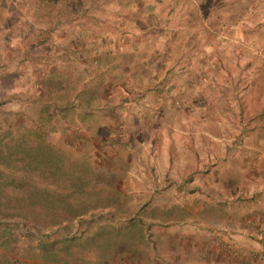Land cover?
Returning <instances> with one entry per match:
<instances>
[{
    "label": "rangeland",
    "instance_id": "obj_1",
    "mask_svg": "<svg viewBox=\"0 0 264 264\" xmlns=\"http://www.w3.org/2000/svg\"><path fill=\"white\" fill-rule=\"evenodd\" d=\"M153 45L200 89L212 63L222 75L207 84L213 100L225 98L213 106L217 137L188 138L191 149L245 150L253 142L241 137H264V0H0V264H166L174 249L192 245L195 230L219 227L221 201L235 191L206 171L217 156L177 158L188 148L173 134L187 135V121L149 149L96 137L94 99L84 118L81 91L96 86L98 57L128 62ZM222 85L243 91L220 95ZM173 103L193 110L180 97ZM222 107L230 113L224 127ZM253 115L260 126L252 127ZM222 129L231 141L221 140ZM167 150L170 166H160ZM26 152L52 163L29 165Z\"/></svg>",
    "mask_w": 264,
    "mask_h": 264
},
{
    "label": "crops",
    "instance_id": "obj_2",
    "mask_svg": "<svg viewBox=\"0 0 264 264\" xmlns=\"http://www.w3.org/2000/svg\"><path fill=\"white\" fill-rule=\"evenodd\" d=\"M151 42L155 43L154 40ZM158 46H148V49L144 50L142 54L137 51V57H130L128 62L120 57V54L114 57H112L113 54L100 55L96 60V86L87 87L81 91V95L87 96L82 101L85 102L83 106L84 118L92 110L89 100L94 99L96 100V137H101L104 140L123 137L121 140L130 141V145L137 148L141 147V145H137L139 141L146 142L150 146L149 149L160 147L159 143L158 146H155L156 137H159V140L161 138L167 140L166 138L173 134V131L170 133L172 128L179 131L178 127L187 121L190 128L187 135L173 134L174 137H179L175 141V145L179 146V149L188 148L187 153L179 152L177 158H181V154L185 156L188 154L190 158L195 160L202 158L204 161L206 156L208 159L217 156L219 158V163L216 162L218 165L214 164V166L209 163L211 165L206 171L215 174L220 172L223 175L222 185L233 189L235 194L230 198L225 197L221 201L222 217L219 229L203 228L202 226L201 229L195 230V235L192 237L196 240H193L192 245L181 251L174 249L172 262L169 261L166 264H264V150L262 148L264 137H241L240 142H253L250 149L245 150L243 148L227 149L226 144L224 147H220L219 151L214 152L191 149L188 138L193 137L191 140L196 145L199 143V138L211 140L217 137L211 133L213 106L216 103L221 104L225 98L213 100L211 91L207 87L213 76L218 78L219 73L214 70L216 63H212L209 67L208 81L206 80L207 73L201 74L199 81L205 88L200 89L194 76L191 74L181 76L175 63L157 56ZM204 49L208 50V56L210 60H213L211 57L216 54H211L212 48L205 46ZM175 50L180 53L182 48L178 47ZM145 52H148L146 60L142 59ZM224 55H226L225 52ZM187 59L189 60V58ZM181 78H184L185 81L183 82ZM210 87L214 88L216 85L213 84ZM94 88L96 91H93ZM224 89L226 90L224 91ZM242 91L243 88L239 86L233 89L224 87V85L220 87V95L224 96H229L232 93L238 94ZM201 95H204L205 98L203 104L199 103ZM177 97L182 98L183 101L187 100L193 110L181 112L180 109L175 108L173 101ZM83 109L81 107V111ZM197 109H204L199 113L201 119L198 117ZM234 109L236 110V108ZM221 112L218 124L222 127L228 126L229 117L226 115L230 113L223 107ZM260 124V116L253 115L251 117L252 127L260 126ZM235 125V127H242V123L239 121H235ZM194 127L197 129L196 132L191 130ZM200 128H203L204 134L200 133ZM105 130H107L106 133ZM221 131H224L220 136L221 140L229 136L228 130L222 129ZM239 131L241 132L240 129ZM228 138L230 141L232 140V138ZM203 143L206 144L204 141ZM205 146L210 147L209 145ZM161 158L160 166L169 167L171 158L169 150L162 153ZM194 164L196 166L197 162ZM200 167L203 168L204 165L200 164ZM243 174H249L252 176L251 180L255 182H248L247 179V182L239 181V175ZM230 183L236 186L232 188ZM206 184H212V181H208ZM229 206H233L235 212L230 213ZM205 226L207 225L205 224ZM160 261L156 257V263L146 264H163Z\"/></svg>",
    "mask_w": 264,
    "mask_h": 264
},
{
    "label": "trees",
    "instance_id": "obj_3",
    "mask_svg": "<svg viewBox=\"0 0 264 264\" xmlns=\"http://www.w3.org/2000/svg\"><path fill=\"white\" fill-rule=\"evenodd\" d=\"M28 152H26L27 154ZM2 151H0V162H2L4 160V157L2 156ZM27 164L31 165V164H45V163H48V162H51L50 161V157L48 155H44L42 157H38V156H35V155H32L31 154H27ZM52 163V162H51Z\"/></svg>",
    "mask_w": 264,
    "mask_h": 264
}]
</instances>
